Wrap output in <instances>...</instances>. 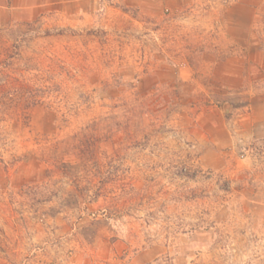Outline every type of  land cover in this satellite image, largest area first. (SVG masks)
Listing matches in <instances>:
<instances>
[{
	"label": "rangeland",
	"instance_id": "rangeland-1",
	"mask_svg": "<svg viewBox=\"0 0 264 264\" xmlns=\"http://www.w3.org/2000/svg\"><path fill=\"white\" fill-rule=\"evenodd\" d=\"M53 1L0 32V264H264V0Z\"/></svg>",
	"mask_w": 264,
	"mask_h": 264
},
{
	"label": "crops",
	"instance_id": "crops-1",
	"mask_svg": "<svg viewBox=\"0 0 264 264\" xmlns=\"http://www.w3.org/2000/svg\"><path fill=\"white\" fill-rule=\"evenodd\" d=\"M53 0H0V32L37 18ZM261 102V109L264 105ZM255 113L251 119L253 121Z\"/></svg>",
	"mask_w": 264,
	"mask_h": 264
}]
</instances>
